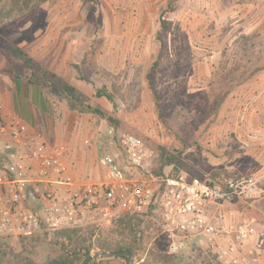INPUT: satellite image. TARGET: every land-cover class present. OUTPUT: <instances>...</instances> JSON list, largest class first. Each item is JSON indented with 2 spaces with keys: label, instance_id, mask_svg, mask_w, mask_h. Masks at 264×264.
<instances>
[{
  "label": "rangeland",
  "instance_id": "1",
  "mask_svg": "<svg viewBox=\"0 0 264 264\" xmlns=\"http://www.w3.org/2000/svg\"><path fill=\"white\" fill-rule=\"evenodd\" d=\"M5 44L30 52L39 64L52 67L87 95L105 87L115 96L114 106L104 99L95 102L118 127L73 109L59 97L49 95L48 108L42 105L45 124L36 122L41 138L67 146L72 159L67 166L76 181L106 177L97 162L113 151L106 137L109 128L137 134L156 148L181 152L180 162L194 176L221 170L248 174L264 167V4L48 0L0 26V80L21 76L25 81L29 72L3 55ZM259 68L260 80L246 83V75ZM228 78H234L231 84ZM156 165L157 158L151 168ZM244 201L242 210L236 201L223 205L225 223L254 220L264 231V198ZM113 225L93 226L95 238L119 242L112 235ZM48 235L35 252L40 263L50 253L53 234ZM161 239L153 230L143 246L156 245L162 253ZM2 242L19 251L16 240ZM146 254L147 250L138 251L130 262L97 254L92 263L141 264Z\"/></svg>",
  "mask_w": 264,
  "mask_h": 264
},
{
  "label": "built area",
  "instance_id": "2",
  "mask_svg": "<svg viewBox=\"0 0 264 264\" xmlns=\"http://www.w3.org/2000/svg\"><path fill=\"white\" fill-rule=\"evenodd\" d=\"M0 136L6 138L0 145V238L28 239L153 215L169 256L201 242L219 264H264V231L249 219L227 224L222 210L228 202L264 198V167L211 186L186 175L155 176L157 154L141 139L109 128L113 151L97 162L106 177L76 181L65 144L32 138L18 121L1 124Z\"/></svg>",
  "mask_w": 264,
  "mask_h": 264
},
{
  "label": "trees",
  "instance_id": "3",
  "mask_svg": "<svg viewBox=\"0 0 264 264\" xmlns=\"http://www.w3.org/2000/svg\"><path fill=\"white\" fill-rule=\"evenodd\" d=\"M47 1L48 0H0V26L8 23L16 16H21L39 8ZM245 1L249 2L254 0H239L240 3H244ZM256 3L262 5L261 3ZM2 51L5 57L18 63L29 72V76L25 81H23L21 76H17V80L41 88L50 96L65 99L73 109H82L118 127V122L109 116L108 112L95 102V99H104L109 104L115 105V96L109 92L107 88L101 87L92 89V95H87L79 91L61 76L37 63L31 56L16 45L5 44ZM261 70L262 68L254 69L247 74L246 83L249 82V79L258 82V80H260ZM233 79L234 78L227 79L229 84L232 83L231 81H233ZM80 81L84 82L83 79ZM1 124L2 121L0 118V125ZM127 133L141 139L148 148L152 149L157 154V165L151 168V173L155 176L168 175L169 177H175L178 175H186L199 179L211 186L213 184H224L230 179L240 180L250 177L263 167L248 174H244L245 170H221L213 171L205 177L194 176L191 175V170L180 162L181 152H173L163 146H157L156 148L151 146L147 140L144 138L142 139V137L137 134L131 132ZM258 145L260 148L263 147L261 144ZM167 168H171V170L166 172ZM244 202L245 201L241 200L236 201L239 210H242V204H244ZM247 204L248 203H246V205ZM109 223H114L112 235L120 238L119 242H115L108 238H106V240L95 238L96 227H89L84 230L58 231L52 233L53 239L49 244L50 253L45 261L41 263L36 260L35 252L37 248L45 244L46 237L49 236L48 234L37 235L28 239H14L19 244V251L17 252L8 248L7 245L2 242L5 238H0V264H83L93 253L103 256L104 254L113 252H129L131 258H135L138 251L143 253L146 250V259L141 264H219L215 258L209 254L201 242L190 249L189 256H185L184 254L169 256L165 254V252L161 253L156 245L150 246L148 249L143 246L144 242L148 243L149 233L151 231L154 230L160 233V225L156 216L153 218V215H127ZM161 248V250H163V247ZM102 258L105 259L104 256ZM112 258L127 260L126 257Z\"/></svg>",
  "mask_w": 264,
  "mask_h": 264
},
{
  "label": "crops",
  "instance_id": "4",
  "mask_svg": "<svg viewBox=\"0 0 264 264\" xmlns=\"http://www.w3.org/2000/svg\"><path fill=\"white\" fill-rule=\"evenodd\" d=\"M26 53L29 56H32L30 52ZM48 69L54 72L52 67H49ZM56 74L62 76L59 73ZM62 78L65 79L64 77ZM1 79L0 103L3 109L0 113V118L2 124L8 125L14 121H18L27 127L32 138L36 137L35 139L43 141L41 138L43 132L41 129L39 130V128H37L36 122L40 121L42 124H45L44 119H46V114L43 111V108H48L46 101L48 102L50 100L49 95L46 94L45 91H43V95H41V90H39L38 87L13 79L11 76H4ZM74 87L78 89V87ZM5 141L6 138L0 136V145H2ZM75 157L77 156H73L76 161ZM68 160L72 159H69L66 156V165Z\"/></svg>",
  "mask_w": 264,
  "mask_h": 264
},
{
  "label": "water",
  "instance_id": "5",
  "mask_svg": "<svg viewBox=\"0 0 264 264\" xmlns=\"http://www.w3.org/2000/svg\"><path fill=\"white\" fill-rule=\"evenodd\" d=\"M104 257L111 258V257H126L127 260L130 262L131 261V254L129 252H113L109 254H104ZM98 255H91L89 256L83 264H91L97 259Z\"/></svg>",
  "mask_w": 264,
  "mask_h": 264
}]
</instances>
